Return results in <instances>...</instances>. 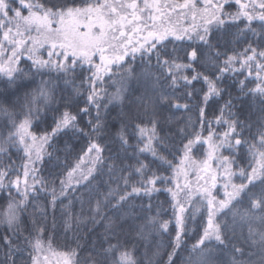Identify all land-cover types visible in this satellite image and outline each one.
<instances>
[{"label":"snow or ice","instance_id":"obj_1","mask_svg":"<svg viewBox=\"0 0 264 264\" xmlns=\"http://www.w3.org/2000/svg\"><path fill=\"white\" fill-rule=\"evenodd\" d=\"M0 193V264H264V0H0Z\"/></svg>","mask_w":264,"mask_h":264},{"label":"trees","instance_id":"obj_2","mask_svg":"<svg viewBox=\"0 0 264 264\" xmlns=\"http://www.w3.org/2000/svg\"><path fill=\"white\" fill-rule=\"evenodd\" d=\"M234 9H235V6H233V10ZM233 30L235 31V29H233ZM229 75H231V74H229ZM38 82H39V78H37V83ZM230 82L231 81H229V83ZM196 86H197V88L200 87L199 84H197ZM103 87H104V89L108 95L115 93L117 91V89L120 87L119 74H116V76L112 80H108L107 83L104 84ZM228 98H229L228 93H225L223 99L213 98V100H211L209 102V106L207 108L209 118H212L213 114L219 115V109L224 105V103L228 100ZM181 102H183V101H181ZM127 103L128 102L125 101V105H127ZM193 103H195V101H193ZM244 103H245V105L252 104L250 99H245ZM237 107H239V104H237ZM109 108L111 109V115L108 117V119L111 120L120 111L121 105H119V104L109 105ZM252 109H253V111L259 110L258 102L256 104H252ZM94 114H95V109H93V115ZM163 115L166 119L170 118L173 121H179V120L183 119L186 122L189 120V117H191V119L193 121H195L196 116H197L196 113L185 112L184 110H180V111L172 110L170 112L166 111ZM41 127H43V126H41ZM197 129H199V125H197ZM60 143L63 144V140H60ZM83 143H86V141H84ZM76 151L77 152L79 151V145H77ZM61 155H62V153H61ZM105 155H107V153ZM13 158H15V150H13ZM52 171H53V166L51 164H46L43 166L42 175L45 177H48L50 180L51 179L50 173ZM56 171H59V169H56ZM103 180L106 184L107 176H104ZM97 184H98V181H93L91 188H93V189L96 188ZM113 187H115V185H113ZM83 191L85 193H87L88 189H84ZM79 195H80V193H73L67 199L61 198L60 200H58L56 210H55V217H56L57 223L60 226L56 229L55 233H53L51 231V226H52V222H53V213H52L51 207L48 208V214H47L46 220H44V219L41 220L42 223L46 222L48 227H49L50 231H49V233H47V235H54V245L55 246L63 247L65 244V238H64L65 233H64V228L62 226V219H63L62 213L67 208H70L71 211L74 212L75 214H80V212H81V205H80L78 200L74 205H69V200L75 199V198L79 197ZM157 195H158V199L154 198L153 203L154 204H161L166 197V193H159ZM220 195L221 196L223 195L222 189H221ZM6 199H7V194L6 193H0V206L5 205ZM50 200H51L50 195H45L42 193L39 200L33 201L32 206H38L39 208H44L45 206H47L49 204ZM136 204H137V206L139 205L138 199L136 201ZM164 210L165 211L162 213L161 218L167 219L171 216V209L168 207V205H164ZM84 211H87V205H85ZM155 211H156V209H153V214L155 213ZM37 215H40V213H37ZM189 216H191V213H189ZM22 220H23V224L21 225V231L23 232V236H27L28 233H27V231L24 230V226L27 225L28 228L31 229V225H32L31 207L29 209V212L26 213L22 217ZM199 226H200L199 218H197L195 221H193L191 218H189V220H188L189 235L187 238H185V243H187L189 246L192 243H195L196 239L198 238ZM170 227L173 228V230H174V222L170 225ZM102 232H103V226L102 225L96 226V234L99 235ZM246 233H247V229L245 228V234ZM173 234H174V232H173ZM0 235H3V228L2 227H0ZM67 235H68L69 239L72 238V233L69 232ZM81 235H83V233H81ZM23 236L21 237L22 240H23ZM155 239H156L157 243H159L163 246H166L168 243L169 237H167V236H156ZM139 243L142 245L145 243V241H140ZM143 251H144V249H143V247H141L140 248L141 255L143 254ZM2 255H3V253L0 252V256H2ZM24 255L27 256L26 253ZM228 258H229V256H228L227 250H225L224 252L218 253L216 256L217 261L227 260Z\"/></svg>","mask_w":264,"mask_h":264},{"label":"rangeland","instance_id":"obj_3","mask_svg":"<svg viewBox=\"0 0 264 264\" xmlns=\"http://www.w3.org/2000/svg\"><path fill=\"white\" fill-rule=\"evenodd\" d=\"M188 22L190 23V20Z\"/></svg>","mask_w":264,"mask_h":264}]
</instances>
